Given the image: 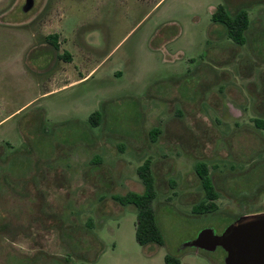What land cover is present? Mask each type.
<instances>
[{
	"label": "rangeland",
	"instance_id": "rangeland-1",
	"mask_svg": "<svg viewBox=\"0 0 264 264\" xmlns=\"http://www.w3.org/2000/svg\"><path fill=\"white\" fill-rule=\"evenodd\" d=\"M24 2L0 0V264H224L186 245L264 213V0ZM219 5L247 11L243 45ZM146 160L160 247L112 200ZM197 162L218 194L201 215Z\"/></svg>",
	"mask_w": 264,
	"mask_h": 264
},
{
	"label": "trees",
	"instance_id": "trees-1",
	"mask_svg": "<svg viewBox=\"0 0 264 264\" xmlns=\"http://www.w3.org/2000/svg\"><path fill=\"white\" fill-rule=\"evenodd\" d=\"M211 21L214 24L222 26L228 40L234 44L243 45L246 41V31L250 20L245 9H239L230 13L225 5H219L211 15ZM47 40L57 45V35L48 36ZM63 58L69 61L68 54ZM100 114L95 112L90 117L93 126L98 125ZM253 122L257 129L264 131V121L254 119ZM195 173L199 179L203 198L193 207V213L197 215L215 211L216 207L213 201L218 198L211 180L209 170L203 162H197L194 166ZM137 176L143 187L141 193L129 191L123 196L113 195L112 200L120 206H134L136 210L135 240L140 246L156 245L163 246L164 241L160 229L156 222L155 210L152 206L156 196L154 179L150 169V161L146 160L137 168ZM165 264H180L178 257L172 255L165 256Z\"/></svg>",
	"mask_w": 264,
	"mask_h": 264
},
{
	"label": "water",
	"instance_id": "water-1",
	"mask_svg": "<svg viewBox=\"0 0 264 264\" xmlns=\"http://www.w3.org/2000/svg\"><path fill=\"white\" fill-rule=\"evenodd\" d=\"M33 6L34 0H25L22 12L28 13ZM186 246L208 252L221 247L224 264H264V213L241 217L220 235L203 229Z\"/></svg>",
	"mask_w": 264,
	"mask_h": 264
},
{
	"label": "flooded vegetation",
	"instance_id": "flooded-vegetation-1",
	"mask_svg": "<svg viewBox=\"0 0 264 264\" xmlns=\"http://www.w3.org/2000/svg\"><path fill=\"white\" fill-rule=\"evenodd\" d=\"M220 235V234H219Z\"/></svg>",
	"mask_w": 264,
	"mask_h": 264
}]
</instances>
